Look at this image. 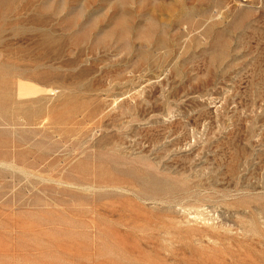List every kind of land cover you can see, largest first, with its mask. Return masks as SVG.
I'll use <instances>...</instances> for the list:
<instances>
[{
	"label": "rangeland",
	"instance_id": "rangeland-1",
	"mask_svg": "<svg viewBox=\"0 0 264 264\" xmlns=\"http://www.w3.org/2000/svg\"><path fill=\"white\" fill-rule=\"evenodd\" d=\"M0 264H264V0H0Z\"/></svg>",
	"mask_w": 264,
	"mask_h": 264
}]
</instances>
